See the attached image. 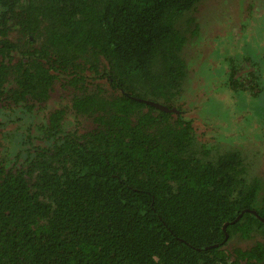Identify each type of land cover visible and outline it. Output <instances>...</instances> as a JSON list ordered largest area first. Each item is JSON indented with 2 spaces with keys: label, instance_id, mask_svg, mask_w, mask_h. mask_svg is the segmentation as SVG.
Wrapping results in <instances>:
<instances>
[{
  "label": "trees",
  "instance_id": "1",
  "mask_svg": "<svg viewBox=\"0 0 264 264\" xmlns=\"http://www.w3.org/2000/svg\"><path fill=\"white\" fill-rule=\"evenodd\" d=\"M202 7L0 0V264H264V179L188 115Z\"/></svg>",
  "mask_w": 264,
  "mask_h": 264
},
{
  "label": "rangeland",
  "instance_id": "2",
  "mask_svg": "<svg viewBox=\"0 0 264 264\" xmlns=\"http://www.w3.org/2000/svg\"><path fill=\"white\" fill-rule=\"evenodd\" d=\"M204 1L206 7L194 23L201 32H195L183 52L190 70L188 87L198 93L193 96L196 109L188 115L207 121L202 132L212 136L211 156L237 150L247 167L245 176L264 179V91H235L228 73L231 59L242 63L243 57L253 61L255 70L264 69V0L238 12L233 5L240 0Z\"/></svg>",
  "mask_w": 264,
  "mask_h": 264
},
{
  "label": "water",
  "instance_id": "3",
  "mask_svg": "<svg viewBox=\"0 0 264 264\" xmlns=\"http://www.w3.org/2000/svg\"><path fill=\"white\" fill-rule=\"evenodd\" d=\"M262 21H264V17H262ZM264 25V23H262ZM252 48L254 49V46H252ZM152 106H155L159 109H162V110H165V111H173V112H179V110L176 108V107H171V108H168L167 106L165 105H162V103H159V102H155V101H148ZM240 217V215L235 219L237 220L238 218ZM229 222H226L224 225H223V229H225L226 225L228 224ZM227 237V233H225V238ZM215 246V245H213Z\"/></svg>",
  "mask_w": 264,
  "mask_h": 264
},
{
  "label": "flooded vegetation",
  "instance_id": "4",
  "mask_svg": "<svg viewBox=\"0 0 264 264\" xmlns=\"http://www.w3.org/2000/svg\"><path fill=\"white\" fill-rule=\"evenodd\" d=\"M243 62L241 63V66H243ZM243 72H242V77H243V75L244 76H246V75H248V73H250L251 71H253V69L252 68H250L249 66H245V67H243L242 69H241ZM232 71V70H231ZM263 72H264V70H263ZM231 78H234V77H231ZM229 82H230V80H229ZM230 83H232V82H230ZM230 85H232V84H230Z\"/></svg>",
  "mask_w": 264,
  "mask_h": 264
}]
</instances>
